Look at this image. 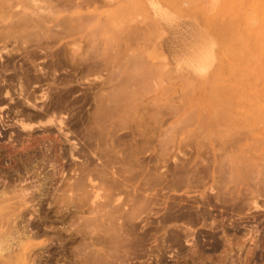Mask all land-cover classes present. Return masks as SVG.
Returning a JSON list of instances; mask_svg holds the SVG:
<instances>
[{
	"label": "rangeland",
	"instance_id": "374dc122",
	"mask_svg": "<svg viewBox=\"0 0 264 264\" xmlns=\"http://www.w3.org/2000/svg\"><path fill=\"white\" fill-rule=\"evenodd\" d=\"M118 1L120 0H112L113 3L107 5L98 0L89 6V9L103 13L105 24L99 19L91 23L82 20L76 30L68 36L52 41L50 47L42 48L35 55V62L48 71L46 75L37 76L38 73L27 57L26 50L8 55L0 42V52L4 54L2 62L8 63V69L0 65V118L3 116L0 125L3 118L5 122L3 134H0L2 171L5 168V171L12 169L10 172L17 177L18 173L24 174L22 169L25 162L36 161V155L31 152L25 154L26 157L21 155V158L19 155L14 156L16 154L9 155L12 152L8 148L15 145L22 151L21 147L25 148V144L27 146L33 142L44 141L47 146L49 140L54 138L60 139L58 141L62 142V148L70 144L68 139L64 140L66 137L63 133L62 136L59 134L61 129L56 124L34 122L31 128L21 126L17 119L22 115L14 111L18 107L24 111H32L33 108L23 104L20 95L17 96L16 79L19 76L15 72L23 76L31 98L34 94L39 97L48 90L49 97L39 99L37 103L56 106L59 111L57 114H62L67 122L71 123L74 134L82 127L79 118L87 116L95 109V101L88 102L85 97L98 96L102 106V119H99L100 125L97 123L98 129L102 128L103 132H106L109 126L114 127L116 124L114 128L119 129V125L123 124L120 121L124 122L123 125H127L124 126L127 128L117 131V135L126 134L123 139L125 143L135 140L132 136L133 129L149 130L147 137H150L151 141L146 143L147 151L140 155L144 158L143 165H135L132 171L133 174L137 171L141 173L138 179L131 178L129 185L133 188L127 187L131 193L134 185L139 184L138 180L152 172H169L178 159L191 161L190 167L194 163V171L198 168L205 169L204 184L167 191L168 196H172L168 200L174 199L172 201L193 205V211L202 208L209 212L206 215L208 218H201L194 222L197 225H191L194 233L189 236V240L184 239L180 243L168 237V232L172 234L175 229L174 224H181L182 220H168L171 222L167 221L166 232L159 228L162 212H154V209L158 210L161 205L155 204V208L147 213L148 215L144 214L141 222V229L144 226V229L147 227L152 230L146 236L145 244L140 242L136 249L120 245L117 248L121 252L115 247V253L121 254L130 249L129 251H137L140 254L127 264H264V54L261 53L264 45L259 46L261 44L258 42L260 37L264 39V26L256 18L255 0H245L242 9L250 16L249 23H243V26L248 27V31L244 35L246 48L242 54L239 53V0H189L183 2V6L189 9L188 12H179L163 0H135V5L126 8ZM154 1L170 10L173 18L156 22L152 17L157 12L152 6ZM32 2L6 0L13 10L23 5H33ZM38 2L41 5L46 3ZM2 9L0 14L7 12L6 9L10 7ZM123 17H126L127 29L120 32ZM7 22L1 20L0 29L4 28ZM227 23L230 29L227 28ZM137 24L142 29L130 32ZM235 24L238 28L233 29ZM202 38L208 52L210 51L205 61H200L197 57ZM12 46V42L8 41V50L13 48ZM65 49H76L75 57L83 55L85 58L89 56L90 59L78 65L64 57ZM193 50L197 60L189 65L186 56ZM92 61L94 67L89 65ZM97 62L99 68L95 65ZM2 77L11 82L2 81ZM135 83L138 86L140 84V88L135 86ZM5 86L10 88L14 100L5 95ZM120 88H126L124 91L127 90L130 95L125 101L117 102L113 100V93ZM171 133L173 135L169 136ZM136 136L139 139L137 134ZM100 137L102 140L106 139L102 132ZM74 139L82 142L85 140L81 135L74 136ZM165 141L170 143L165 144ZM119 147L117 145V149ZM45 150L50 155L53 153L54 156H49L55 158L56 153L54 154L53 150ZM161 150L165 151L163 156ZM53 157L51 159H54ZM80 157L83 160L84 157ZM99 158L95 155V162H101ZM175 158L178 159L174 161ZM113 164V170L121 165L119 162ZM243 167L248 169L243 170ZM54 170L52 166L43 171L39 169V176L35 171H31L27 180L31 190L44 181L45 176L53 174ZM2 171L0 188L8 183V180L5 181V172ZM118 171L120 172L119 169L116 170ZM58 174L61 175L60 172L55 175V181H52L54 184L48 182L50 191L60 183ZM148 189L147 193L156 192ZM125 194L123 193V196ZM45 204L40 209L43 212L39 211L41 215L47 210L48 204ZM103 212L100 210L95 212L97 215L88 212L85 214L94 216L93 225L100 228L103 220L107 218H103ZM49 216L54 220L39 217L43 233L38 235L37 240L49 244V247L44 249L41 264H63L54 261L61 255L68 257L67 261L70 260V247H75L78 242L69 241L65 248H57L55 243L50 245L51 240L48 237L54 235L55 231L49 229V226L63 225L69 218L57 214L53 206ZM97 230L95 228L96 234ZM96 234L95 236H98Z\"/></svg>",
	"mask_w": 264,
	"mask_h": 264
},
{
	"label": "bare ground",
	"instance_id": "6f19581e",
	"mask_svg": "<svg viewBox=\"0 0 264 264\" xmlns=\"http://www.w3.org/2000/svg\"><path fill=\"white\" fill-rule=\"evenodd\" d=\"M32 1V3H34L33 5H23L21 8L18 7L19 9L13 10L12 6L6 3V0H0V9L4 7H10V9H6L7 12L0 14V21H8L7 25L4 28L0 29V42H2L3 48L5 49L4 51L8 55H13L14 53H17L21 50H26L27 57L33 63L35 70L38 73L37 76L46 75L48 73L44 66L35 62V55L39 53L42 48L47 49L48 47H50V43L52 41H57L65 36H68L70 33L76 30V28L81 24L82 20L91 23L99 19L101 22H103V24H105L102 12L100 13L99 11L89 9V6L96 3L98 0ZM38 1H45L46 3L44 2L45 4L41 5ZM120 1L118 2L122 4L123 8L135 5L134 3H136L135 0ZM163 1L169 4L172 8L179 10V12L189 11L187 7L183 6V2H188L189 0ZM254 2L256 18L264 26V0H255ZM102 3L109 5L113 2L112 0H102ZM244 4L245 0H239L240 54L245 52L244 49L246 48V41L244 35L246 34V31H248V27L243 26V23H249L250 20V16L242 11V9L244 8ZM152 6H154L157 11L152 16L156 22L161 20H171V18H173L170 10L165 9L159 2H152ZM10 10H12V12H10ZM227 25L229 26V23H227L226 26ZM228 26L227 28H229ZM16 27L18 29H16ZM103 27L105 28L106 25H104ZM235 28H238L237 24L234 25L233 29ZM126 29L127 20L126 17H123L120 32L123 30L125 31ZM140 29H142V27L137 24L130 29V32H137ZM8 41H11L13 44V48L9 50L7 48ZM258 42L261 45H257L263 46V37H260L258 39ZM257 48H259L260 51V47L257 46ZM261 49V53L264 54V52H262L264 51L263 47ZM75 52L76 49L72 51H70L69 49H65L63 55L64 57L73 60L78 65L84 64L87 59H90L89 56L85 58V56L79 55V53V56L75 57ZM209 52L204 43V39L202 38V41H200V49L197 55L198 60H207V57H209L208 55L210 54ZM3 57V52H0V65L5 69H8V63L4 64L2 62ZM239 58L241 59L240 56ZM186 60L187 64L189 65L197 60L195 50H193V52H188ZM89 65L91 67H94L93 61L90 62ZM89 65L87 63V66ZM95 65H98L97 67L99 68L98 62ZM84 69L85 68H83V70ZM15 74L19 76V78L16 79L18 80L17 96L20 95L23 104L25 103L27 106L33 108L32 111H24L23 108L18 109V107L17 110H15L10 106V108L15 110L14 112L16 114L19 113L22 115L17 119L21 123V126L23 128H31L35 123H47L52 125L56 124L59 129H61L59 134L62 136L63 133V135H65L66 137L64 140L68 139V142L70 141V144L68 143L65 148H62L60 145L62 142L59 143L60 139L58 138V141L57 138L51 137V139H54L49 140V144L47 146L43 141L40 143L33 142L30 145L27 144V146L25 144V148H23V146L21 147L23 149L22 151H19V148H16V145L11 147L10 149L8 148V150L12 152L9 155L16 154L14 156L19 155L20 158L21 155H25L31 152V154L33 153V155H36V161L25 162V164L22 163V172L24 174L20 175L18 173L17 177L14 176L13 172H10L12 171V169L10 171H5L7 170L5 168V170L2 171V168L0 166V172H5L4 177H7L5 181L8 180V183L0 188V264L42 263L44 249L48 248L49 244L46 245L47 242L37 240L38 235H40L42 232L41 226H43L42 223L41 226L39 225V217H42L45 220L53 221L54 219H51L49 216V211L52 206L54 207V211L57 214H62V216L64 215V218H69V220H65L66 222L63 225L60 224L61 226H49V229L52 228L56 234L48 237L49 240H51L50 245L55 243L57 248H65L66 243L69 241L78 242L75 247H70L69 252L71 254V259L68 260L69 262L67 261L68 257H64L63 255H61L56 259V261H54V263L62 262L63 264H127V262L129 261H134L133 259H136L135 257L140 256V254L137 251L131 252L129 250L131 248L136 249L137 245H139L142 241L144 243L146 236L150 233V228L147 229L146 227V229H144L143 226L141 229L140 227L141 222H143L142 219L144 214L150 213L155 208V204L161 205L158 210L155 211L154 209V212H162L160 213L161 224L159 225V228L162 229V231L166 232L168 228V220H182L180 222L181 224H174L173 227L175 229H173L172 234L168 232L169 235H166H168L169 238L172 237V240L180 243L181 240H189V236L194 233L191 225H197L194 222L199 221L201 218L207 217L206 215H208L209 212L202 208L193 211V209H191L193 205H187L181 202L172 201L174 199L168 200L170 196H168L167 191L183 188L188 189L193 186L204 184V168H198L194 171V163V166L192 165L193 167H190L189 162L191 161L188 160L187 162L186 160H180L178 158V161H176L177 159L175 158L174 161L176 162L172 165V168L169 169V172L165 171L159 173H149L147 176H144L143 178L138 180L139 184L137 186L134 185L135 187L131 193V191H129L127 187L131 186L129 185V182L132 181L131 178L134 179V177H136L135 179H138L137 177L141 173V171H137L133 174L132 171L134 170L133 168L135 167V165H143L144 158H141L140 155L144 154V152L147 151L148 147L146 146V143L151 141V138L147 137V133H149V130L143 129L144 131H140L141 129H137V131L136 129H133L134 131L132 132V136L135 140L132 143H125L123 142V139L127 135H117V131L119 132L121 129L127 128L124 127L127 126L123 125L124 122L120 121V123L123 124L119 125V129L114 128L115 126H117V124H114V127H110L108 125L109 127L107 126L108 128L106 132H103L102 128L101 130L98 129V124L100 123L99 119L102 117V106L100 103V98L98 96L95 97L94 95H92L90 97L86 96L85 99H88V102L90 101L91 103L95 101V109L87 116H81L79 118L82 127L81 130L76 131L77 134H74L75 131L71 129V123L69 124V122H67L62 114H57V112L59 111L56 109V106H51L48 104L40 105L37 103V100H43L49 97L48 90L44 91L43 94L39 97L34 94L31 98L32 95L29 93V90L25 86V80L22 78L23 76L18 72H15ZM5 79L6 78L3 77L1 78L2 81H4ZM29 79L30 77L28 78V80ZM5 81L7 83V81L10 80ZM136 85L137 84L135 83V86ZM140 86V84L139 86L137 85L138 88H140ZM49 87H51V85ZM144 87H146L145 84ZM1 88L2 83H0V90ZM125 89L120 88L117 92L115 91V93H113V100L120 102L128 99L130 92L127 93V90L124 91ZM5 92L6 96H9L11 100H14L9 87ZM107 109L111 111L110 109H112V107L110 109ZM113 113H115V110ZM3 119L1 120L2 123L0 125V134H3L2 129L5 126V122L3 121ZM81 124L79 125L81 126ZM101 126L103 127V125ZM78 128L80 129V127H77V129ZM174 131L175 130L173 129L172 132ZM100 132H102L103 137L106 136V139H100L102 138L100 137ZM136 134L139 136V139L136 138ZM231 134L232 133H230V135ZM78 135H81V138H85V140L83 142L75 140L74 136L76 137ZM171 135H173V133H171L169 136ZM165 139L167 140V138ZM170 140L171 139H169V141ZM169 141L167 142L170 143ZM167 142L165 141V144H167ZM117 145L120 146L119 149H117ZM164 145L162 146H167ZM45 148H48V150H53L54 154L56 153L55 158L53 157V153L51 154L53 155L52 157L54 159H51L52 157H50V153L48 154ZM163 152L165 151L161 152L162 156ZM31 154H29V156ZM165 154L167 155V153H164V155ZM95 155H98V158L100 157L99 159H101V162H95ZM80 156L84 157L83 160ZM22 158L24 157L22 156ZM51 160L54 161L51 162ZM115 162H119L121 164L116 169H119L120 172H116V170H113L111 168L112 163L115 164ZM48 166H52L55 169L54 173L50 176L47 174L48 176H45L44 181H42L39 185H36V189L34 188L31 190V186L27 184L28 174L31 171H35L39 176L41 171H43ZM244 168L248 169V167H243L242 169L244 170ZM39 169L41 171H38ZM247 171H250V169ZM59 172L61 174H58V176H60V183H58V185L53 187V190L50 191L48 189V182L53 183L55 181V175ZM128 172H130V174ZM148 188L156 192L147 193ZM102 189L104 190L103 192L101 191ZM123 193L126 194L123 196ZM129 195H132V197L130 198ZM170 198H172V196ZM45 203L48 204V207L47 210L44 211V214L41 215L43 211H40V209H42L44 205H46ZM100 210L104 211L103 218L104 216L107 218L105 220L102 219L103 222H100L101 226L100 228H98L93 225L95 224L93 223L95 220H92L94 216L86 215L85 213L88 212L90 214H96L95 212H98ZM39 211L41 213H39ZM98 214H100V212ZM98 218H100V216ZM95 228L98 229L97 234L95 232ZM95 234L98 236H95ZM164 239L166 240V238ZM143 243L142 245L145 246V243ZM120 245L130 249L124 250V252H122L121 254L115 253V251L118 250L117 247Z\"/></svg>",
	"mask_w": 264,
	"mask_h": 264
}]
</instances>
